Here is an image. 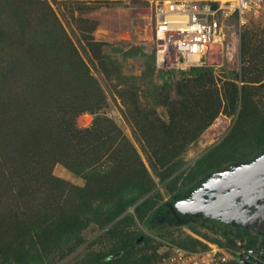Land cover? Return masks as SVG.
<instances>
[{"label":"rangeland","instance_id":"374dc122","mask_svg":"<svg viewBox=\"0 0 264 264\" xmlns=\"http://www.w3.org/2000/svg\"><path fill=\"white\" fill-rule=\"evenodd\" d=\"M158 1L0 0V29L8 35L0 41V215L16 203L12 195L18 191L15 185L25 184L40 170L51 171L74 185L86 184L84 176L60 159L71 161L75 149L70 145L64 155L54 152L71 111L56 114L53 107L59 101L89 106L101 100L94 113L86 107L73 123L78 130L102 124L101 131L107 132L109 128L104 126L113 121L120 131L118 138L110 141L111 153L129 150L133 145L152 174L155 190L162 195L160 203L145 221L137 219L130 225L152 237L150 252L155 248L158 253L166 242H190L188 236H192L206 247H185L189 250H205L209 244H217L233 252L231 264H264V149L249 159L229 161L192 182L184 180L197 159L225 141L236 125L239 129L232 145L237 143L239 149L245 145L249 152L256 144L251 136L260 127L259 119L264 120V59L261 61L259 51L260 45L264 47V9L249 16L234 49L215 47L199 66L212 77L206 89L213 101L221 98L219 114L186 145L179 156L182 164L164 178L150 165L152 151L136 125L137 112H155L154 116L170 122L171 104L182 98L179 88L185 83L195 84L200 72H178L158 63L154 37ZM241 37L253 41L243 59ZM252 61L261 62V74L252 70ZM254 76H258L255 82L247 81ZM233 80L240 89L248 84L249 104H258L259 112L240 119L245 105L243 89L236 108L230 96L227 98ZM35 127L44 131L36 136ZM179 176L175 189L169 190L170 181ZM235 182L240 183L244 194L248 195L247 186L255 194L234 207L218 210L219 201L212 200L211 195L217 192L222 196ZM228 228L250 229L258 237L257 246L243 252L244 237L236 239L237 247L221 244L226 240L222 231ZM105 230L92 224L83 232V244L66 256H51L45 264H75L89 250H108L115 241ZM150 264H158L157 259Z\"/></svg>","mask_w":264,"mask_h":264},{"label":"trees","instance_id":"16d2710c","mask_svg":"<svg viewBox=\"0 0 264 264\" xmlns=\"http://www.w3.org/2000/svg\"><path fill=\"white\" fill-rule=\"evenodd\" d=\"M7 36L3 29H0V41L5 40ZM252 43V40L247 41V38L241 37L242 59L249 54ZM260 46L263 61L264 47L263 44ZM252 63V70L254 68L256 75L261 74L264 65L260 66L261 62ZM190 71L200 72V75L196 77L195 84L189 86V83H185L184 87L179 88L182 98L171 104L170 122H164L154 116L155 112L150 115L138 111L136 116V125L146 137L152 151L150 165L164 178L182 164L179 156L186 145L219 114L221 98L213 101L210 91L206 89L212 77L206 76L203 67H192ZM257 77H250L252 79L247 81L255 82ZM229 85L227 98L230 96L234 108L239 92L243 89L245 105L241 110L240 119L247 114L252 116L259 112L258 104H253V107L250 105L252 100L248 95V84H244L240 89L238 83L233 80ZM76 102L59 101L56 108L53 107L56 114L71 111L66 120L69 124L65 127L64 136L60 134L53 147L54 152L58 151L61 155L67 153L70 145L75 149L71 161L60 159H63L69 169L84 176L86 184L74 185L48 170H40L35 177L26 180L25 184H16L18 191L12 194L16 203L0 215V264H45L51 256H66L84 243L83 232L92 224L106 229V234L115 244L105 251H87L75 264H150L154 259H159L155 248L150 252L152 237L130 228L137 219L145 221L160 203L162 195L160 191L155 190L156 182L152 174L133 145H130L129 150L111 153L110 141L118 138L117 131H120L113 121H109L111 127L104 126L109 128L107 132L101 131L102 124L78 130L73 123L78 113L86 107L94 113L96 106L101 105V100L97 105H71ZM37 120L41 125V120ZM259 122L260 127L257 128L255 136L251 134V139L254 138L256 144L252 145L249 152L245 145L242 149H239L237 143L232 145L235 131L239 129L238 124L225 141L197 159L185 175V183L192 182L229 161L249 159L263 150L264 120L259 119ZM187 123L190 125H186ZM33 131L37 136L44 129L35 127ZM109 132L112 134L107 137ZM40 163L41 166L45 165L43 161ZM163 168L166 169L165 172ZM179 178L180 176L170 181L167 186L169 190L175 189ZM26 195L29 198L21 200ZM132 206H135L134 211L125 213ZM222 234L226 240L221 241V244L237 247L236 239L239 237L247 238L248 249L257 244L256 236L247 228H228L223 230ZM188 238L190 242L178 240L177 243L184 247H206L201 240L192 236ZM141 243L144 246L140 247Z\"/></svg>","mask_w":264,"mask_h":264},{"label":"built area","instance_id":"2783aa9c","mask_svg":"<svg viewBox=\"0 0 264 264\" xmlns=\"http://www.w3.org/2000/svg\"><path fill=\"white\" fill-rule=\"evenodd\" d=\"M264 9V0H161L154 10L158 63L185 72L204 64L210 50L235 48L249 16ZM243 247V245H242ZM158 264H231L230 249L209 244L189 250L166 242Z\"/></svg>","mask_w":264,"mask_h":264},{"label":"bare ground","instance_id":"6f19581e","mask_svg":"<svg viewBox=\"0 0 264 264\" xmlns=\"http://www.w3.org/2000/svg\"><path fill=\"white\" fill-rule=\"evenodd\" d=\"M233 186H234L232 187L233 189H231L230 192L226 194V196L222 195L218 197L217 200L221 201L220 204L218 203V207L222 206L223 209L234 207V205L233 206L231 205L234 203L237 196L240 195V193H244L239 182H236Z\"/></svg>","mask_w":264,"mask_h":264},{"label":"flooded vegetation","instance_id":"af4514ba","mask_svg":"<svg viewBox=\"0 0 264 264\" xmlns=\"http://www.w3.org/2000/svg\"><path fill=\"white\" fill-rule=\"evenodd\" d=\"M235 183H236V182H235ZM235 183H234V184H235ZM232 187H234V186H230L227 190H224L221 194H222L223 196H226V194H228V193L230 192V190L233 189ZM245 189H249V192H247L248 195H246V194H244V193H241L240 196L238 197V201L235 202V203H233L231 206H233V205L236 206L239 202L243 201L244 198L248 197L249 195H253V194H255V192H252V189H250L249 186L245 187ZM243 192H244V190H243ZM218 197H219V196L217 195V192H215L213 196L211 195V199L214 200V201H216V200L218 199ZM220 202H221V201H219V204H220ZM221 207H222V206L218 207L217 209H218V210H224V209L221 208ZM256 238H257V244H258V237L256 236ZM243 239H244V241H243V242H244V244H243V247H244L243 252H244V251L247 252L245 249L247 248L248 240H247L246 237H244ZM257 244H256V246H257ZM256 246H255V247H256ZM247 249H248V248H247ZM248 250H250V249H248ZM258 263H259V262H258Z\"/></svg>","mask_w":264,"mask_h":264},{"label":"water","instance_id":"95a60500","mask_svg":"<svg viewBox=\"0 0 264 264\" xmlns=\"http://www.w3.org/2000/svg\"><path fill=\"white\" fill-rule=\"evenodd\" d=\"M237 187H238V186H237ZM240 194H241V193H240ZM239 196H240V195L237 196V198L235 199L234 203L238 201V197H239ZM134 207H135V206L130 207L129 210H134ZM221 208H223V207H221Z\"/></svg>","mask_w":264,"mask_h":264}]
</instances>
